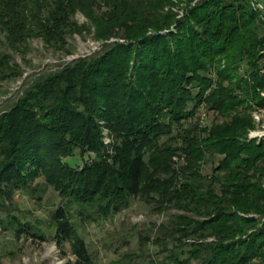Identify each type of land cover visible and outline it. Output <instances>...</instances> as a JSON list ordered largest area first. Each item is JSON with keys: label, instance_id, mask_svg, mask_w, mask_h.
I'll use <instances>...</instances> for the list:
<instances>
[{"label": "trees", "instance_id": "16d2710c", "mask_svg": "<svg viewBox=\"0 0 264 264\" xmlns=\"http://www.w3.org/2000/svg\"><path fill=\"white\" fill-rule=\"evenodd\" d=\"M181 1L0 0V43L13 52L33 39L68 52L67 35L90 32L78 12L96 39L137 42L40 74L0 113V227L44 239L37 222L9 213L14 193L41 176L59 197L46 228L81 264L95 263L73 215L97 222L135 198L159 214L182 212L158 226L192 239L180 264H264V136L247 137L252 111L264 118V20L253 0H185L177 18ZM19 74L3 53L0 79ZM201 107L215 119L183 126ZM75 150L92 160L70 166ZM208 159L216 162L205 176Z\"/></svg>", "mask_w": 264, "mask_h": 264}, {"label": "rangeland", "instance_id": "374dc122", "mask_svg": "<svg viewBox=\"0 0 264 264\" xmlns=\"http://www.w3.org/2000/svg\"><path fill=\"white\" fill-rule=\"evenodd\" d=\"M197 0H194V2ZM256 8L260 11V16L264 20V0H253ZM193 4V3H192ZM186 6L182 0L172 10L176 12L177 18L183 15ZM74 20L79 24H86L90 28L89 33L67 35V50L53 51L47 48L39 39L29 42V49L25 54L13 52L8 47L0 43V56L3 53L11 54V63L18 66L20 74L6 80L0 79V113L12 106L16 98L34 78L40 74L55 71L67 63H71L77 58H93L102 53L108 44L136 45L135 40H127L112 36L107 39H96L94 37V26L90 24L80 12L76 13ZM174 25L169 29L157 32L165 35L168 31L173 32ZM264 30L260 26V34ZM155 32L147 31V35ZM0 40H3L0 34ZM134 65L130 61L129 71ZM241 64V73L244 72ZM203 107L197 110L194 117L182 122L183 126H188L193 122L205 126L215 119L214 113H206ZM259 118L256 119L255 116ZM252 116L255 122V129L250 130L247 137L261 138L264 136V118L259 110H253ZM103 140L106 145L113 143L109 131L103 125ZM175 129L174 132H176ZM165 138H162L163 141ZM92 153L81 156L78 150L72 156H68L64 161L74 168H81L85 162H90ZM216 159H208L201 168L203 175H209ZM59 197L46 185L40 176L32 182L31 192H15L12 199V213L21 222H31L39 224L43 233V240L33 238L29 234L16 235L11 229L5 230L0 227V264H81L77 258L74 248L69 241L58 245L52 240V232L46 228L52 211L58 206ZM3 212V211H2ZM0 212L1 216H7ZM173 213H182L171 209L164 213L155 212L148 203L135 198L127 209H124L113 216L100 219L97 222H80L75 215L72 217L73 223L77 227V232L85 241L88 251L95 264H180L187 258V250L190 248L192 239L178 241V235L172 236L168 232H163L158 228L159 224L167 222ZM260 219L254 213L244 215ZM5 218V217H2ZM210 240V239H209ZM177 255L179 261H174L173 255ZM196 260H190L189 264H196Z\"/></svg>", "mask_w": 264, "mask_h": 264}, {"label": "built area", "instance_id": "2783aa9c", "mask_svg": "<svg viewBox=\"0 0 264 264\" xmlns=\"http://www.w3.org/2000/svg\"><path fill=\"white\" fill-rule=\"evenodd\" d=\"M202 115H203V116H202V118H203V117L205 116V114L203 113ZM255 118H256V119H258V118H259V116H258V115H256V116H255Z\"/></svg>", "mask_w": 264, "mask_h": 264}]
</instances>
